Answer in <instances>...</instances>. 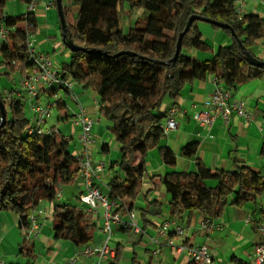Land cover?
I'll use <instances>...</instances> for the list:
<instances>
[{
    "label": "trees",
    "instance_id": "16d2710c",
    "mask_svg": "<svg viewBox=\"0 0 264 264\" xmlns=\"http://www.w3.org/2000/svg\"><path fill=\"white\" fill-rule=\"evenodd\" d=\"M7 1L0 0V22L8 28V37L0 41V65L5 68L0 76L10 79L13 72L30 66L24 22L36 30V20L33 12L5 15ZM18 1L28 4L32 0ZM61 1L66 23L61 40L64 45L71 42L84 50L70 51V61L62 65L60 73L84 91L95 92L98 114L110 122L108 130L119 146V170L102 192L124 203L117 211L125 216L133 210L141 192L147 153L158 147L163 136L165 100L177 101L186 84L209 76L220 79L230 91L264 77V65H254L248 57L264 61L252 53L254 44L264 37V17L245 13L240 18L234 0ZM124 4L148 14L144 28H139L136 21L123 31L119 9L123 10ZM72 7L78 8L75 14ZM192 15L227 24L222 28L209 23L226 33L230 42L218 46L211 58L190 57L185 50L211 52L202 39L199 20H194L182 37L177 59L172 61L178 35ZM121 51L133 54H118ZM0 98L6 112L5 124L0 128V212L18 214L19 225L24 228L29 213L45 201L51 205L54 239L69 240L77 246L91 244L96 231L93 213L55 199L59 187L73 185L78 178V163L69 151L70 138L55 127L50 134H29L33 117H27L22 96L7 99L0 91ZM64 102L56 108H64ZM196 150L197 144L187 143L180 152L189 158ZM158 152L164 164L175 167L176 155L169 147L161 146ZM211 176L217 178L213 187L206 184ZM161 183L169 196V218L199 212L203 217L218 219L228 205L255 203L264 192L263 177L247 165L237 163L234 170L212 171L199 159L194 171H168L161 176ZM231 195L234 198L229 201ZM162 213L161 203L152 200L139 209L136 221L144 232L150 226L148 216ZM121 227L131 231V227ZM21 253L29 259L10 264H36L31 248L23 245ZM123 255L124 246L118 244L114 257L106 262L121 264ZM233 262L250 264L239 259Z\"/></svg>",
    "mask_w": 264,
    "mask_h": 264
},
{
    "label": "crops",
    "instance_id": "0c3cea01",
    "mask_svg": "<svg viewBox=\"0 0 264 264\" xmlns=\"http://www.w3.org/2000/svg\"><path fill=\"white\" fill-rule=\"evenodd\" d=\"M45 4L46 2L43 1L37 3L33 12L36 20L35 34L37 36L47 30L49 22L54 17L51 9L49 7L47 9L45 8ZM24 5L26 7L21 8L20 3L15 0L14 10L17 14H9L4 10L5 15L16 16L26 13L27 4L24 3ZM123 6L126 15L124 14L123 17L122 29L126 32L135 24L139 16L143 14V10L137 9L134 12L135 9L130 8L128 4H124ZM77 9V7H72V13L75 14ZM132 13L135 14L131 17L130 15ZM245 13L258 14L264 17V3L261 0L248 1L245 5ZM199 30L203 41L211 48V52L185 50L184 53L190 57L201 60L211 58L218 46L230 42L229 36L226 33L222 30L213 29L207 22L206 24L199 25ZM48 37V35L45 36L46 40L43 42V45L39 42L37 49L39 52L48 53L52 56V53L58 47L55 43L49 47L48 44L50 43L47 42ZM44 45H46V49ZM252 53L257 58L264 59V37L254 44ZM213 77L209 76L203 81L195 80L192 83L186 84L181 90L177 101L166 99L162 104V110L165 114L169 106L174 103L177 105L178 110L175 114L177 127L162 136L157 148L148 151L145 160L146 172L142 177L141 192L134 203L133 210L138 213L139 209L144 208L147 202L157 200L162 205L163 213L161 216H148L147 219L150 226L143 233L139 234L134 233L132 230H123L121 226L113 225L111 244L115 247L118 244L124 246V255L121 264L191 263L185 251H173L166 245L164 237L159 238L162 244L160 253L153 254L156 245L151 243L150 237L156 235V226L165 219L176 221L186 230L187 235L184 239H180L177 236L173 237L174 243H185L188 246L206 244L210 254L219 260L220 264H235L233 259H239L249 263L254 244L259 241L264 244V238H261L257 231V221L262 218L264 212V192L255 203L248 202L243 206L228 205L220 218L213 219L219 227L210 233H204L200 230L199 222L203 218V215L199 212H185L180 217L169 218V196L161 183V176L171 170L194 171L196 169L197 159L212 171L234 170L237 163H243L253 171L258 172L264 180V77L248 81L238 86L235 90H231V99H241L244 102L245 111L249 116L248 119L233 114L227 123H224L221 119H216L212 126L203 127L194 120L193 112L201 109L203 103L209 99L215 88ZM78 87L75 83L74 92L80 106L90 116L91 114H97L99 108L97 94L91 91H84L80 87L81 92H77ZM89 93L93 96L89 97ZM42 96H40V99ZM193 105L196 108H193ZM68 116L66 109H61L59 110L57 121L63 122ZM32 117V115L29 116L30 119ZM96 121L98 122L100 119L98 118ZM94 124L92 126L94 142L90 145V150L94 154V162H99L101 161L98 155L100 149L96 144L98 141L96 137H103L104 132L101 124ZM75 127L77 128L78 135L79 126ZM76 138L70 142L69 146V151L72 155H77L80 149ZM187 143L197 144L196 154L189 158L182 156L180 152L181 148ZM161 146L169 147L175 153L176 160L174 168L167 166L161 161L158 152V148ZM101 150L105 152L109 151V141L108 143L102 144ZM116 161L111 162L109 167H112ZM103 163L104 169L99 174L98 179L95 180V184L103 192H106L107 184L114 176L115 171L113 170L112 174L107 173L106 169L108 166H106L107 164L104 160ZM104 177L108 181H105ZM206 184L212 187L215 186L217 184V178L211 176L206 180ZM64 188H70V194L68 193L67 199L75 198L77 200L79 194L84 190L83 180L78 176L73 185H68ZM233 198L234 196L231 195L229 201H232ZM63 199L64 196L62 194L61 200ZM37 206L46 208L47 214L39 217L41 228L38 237L28 244L23 245L31 248L33 251L37 246L46 250L47 257H50L46 261L42 260L43 263L40 264L63 263L77 254L83 245L77 246L65 239H54L50 215L51 205L45 201H40ZM248 216H251V222H246ZM93 218L96 223L95 239L89 245L100 244L104 238V234L101 231L103 209L98 208L93 214ZM9 223L17 225L23 233L19 225L18 214L5 211L0 212V247L5 239L4 237ZM75 264H97V262L95 257L78 255ZM100 264H107V262L103 261Z\"/></svg>",
    "mask_w": 264,
    "mask_h": 264
},
{
    "label": "built area",
    "instance_id": "2783aa9c",
    "mask_svg": "<svg viewBox=\"0 0 264 264\" xmlns=\"http://www.w3.org/2000/svg\"><path fill=\"white\" fill-rule=\"evenodd\" d=\"M39 0H32L27 4V13L34 12L35 6ZM250 0H234L235 11L241 18L245 14V5ZM264 3V0H261ZM50 2L45 4L47 9ZM26 37H27V52L26 58L30 66L20 68L18 72L21 74L20 89L18 91L11 90L7 93V99L14 96H20V93H25L31 100V111L33 113V124L28 129L29 134H50L52 127L45 126L46 120L52 115L53 109L59 103L64 102L62 96L57 91L60 89L72 100L78 101L74 92L75 82L70 77H63L60 72L55 71L51 55L48 53H37L34 46V33L32 24L24 22ZM8 37V28L0 22V41L6 40ZM20 67V66H19ZM215 88L212 91L208 100L203 103L201 109L193 112L194 120L203 127H210L216 119H221L227 123L233 114L239 117L248 119L249 116L245 111V104L241 99H231V91L227 89L220 79L213 77ZM47 94L53 101H39L40 96ZM66 107V102H64ZM193 108H196L193 105ZM178 108L174 103L166 110L165 120L162 123L163 135L177 127L175 114ZM73 124L79 126L77 142L79 144V153L75 155L78 163V176L83 180L84 190L78 196L81 203L85 204V209L88 212L95 213L98 208L103 209V224L101 231L104 238L97 245H83L77 254L67 259L62 264H75L78 255L85 257H95L97 264L114 257L115 246L111 244V236L113 225L131 227L134 233H143L140 225L136 221V212L134 210L127 211L124 217L117 211L119 207L124 205L120 200L110 199L101 188L96 186L95 180L104 169V163L94 162L90 154V145L94 142L92 135V126L95 120L85 111L83 107L74 111L71 115ZM62 197L61 187L56 192L55 199L60 200ZM47 214V209L41 206H36L27 217V224L23 230L24 239L26 242H31L38 237L41 223L40 216ZM246 222H251V216H248ZM218 224L213 219L203 217L199 222V228L204 233H210L218 228ZM257 231L261 238H264V212L262 218L257 221ZM186 230L176 221L165 219L156 229V235L150 237L151 243L156 245L153 254L160 253L161 242L160 237L165 238V243L175 252L185 251L190 261L194 264H220L219 260L215 259L209 252L206 244L188 246L185 243H174L173 237L177 236L180 239L186 237ZM250 264H264V244L256 242L253 246L250 255ZM0 264H5L0 259Z\"/></svg>",
    "mask_w": 264,
    "mask_h": 264
},
{
    "label": "rangeland",
    "instance_id": "374dc122",
    "mask_svg": "<svg viewBox=\"0 0 264 264\" xmlns=\"http://www.w3.org/2000/svg\"><path fill=\"white\" fill-rule=\"evenodd\" d=\"M14 1L15 0H8L6 5H5L4 10L6 12H8L9 14H11V13L17 14V12L14 10ZM42 1L46 2V3L50 2L49 9H51V11L53 12L54 17L49 22V26L47 27V30H45V32H43V34L37 36V34L34 33V36H33V39L35 41L34 46L37 49V46H39V42H41V44L43 45V42L46 40L45 36L48 35L49 37H48L47 42L50 43V44H48L49 47L52 46V44H54V43L58 47L57 49H55V52L52 53V56H51L54 69L57 72H61L62 65L64 63H67L70 61V50L63 44V42L61 40L62 30H61V25H60L59 14H58L55 3H53V0H46V1L39 0L38 3L42 2ZM17 2L20 3L21 8L26 7L24 5V3H22L18 0H17ZM63 2H64V0H63ZM136 10L137 9H135L134 12H136ZM124 12H125V10H124V6H123V10L119 9V16H120L122 25H123V17L125 14ZM133 14H135V13H132V15H130V16L131 17L134 16ZM147 19H148V14L146 12H143V14L141 16H139V18L137 19L138 27L144 28L146 23H147ZM201 24H206V22L199 21L198 25H201ZM44 47L46 49V45H44ZM36 51H37V53H40L38 51V49ZM4 71H5L4 66L0 65V73H2ZM20 79H21V74L18 71L13 72L11 74L10 79H8L5 75L0 76V91L3 93V95H6L9 91V89H11V88H13L14 91H18L20 89V84H19ZM80 88L79 87L77 88V92H81ZM57 93L60 96H62L63 99L65 100L66 107L62 108V110L66 109L69 116L67 119H64L63 122L62 121L58 122L57 117L59 114V110L57 108H54L52 115L46 120L45 126L47 128L52 127V126L55 127L56 129L60 130L61 134L65 135L66 137H69L70 141H74L76 138V135H77V128L73 124V119H72L71 115L74 111H77L80 108V103H78V101L72 100L68 95H66L60 89L57 91ZM20 94L22 96L21 99L23 101L24 111L27 114V117H29L30 115L33 116L32 111H31V100L29 99V97L24 92L20 93ZM88 96L90 97L93 95L91 93H89ZM48 101H53V99L51 97L47 96V94L43 95L40 99L41 103L48 102ZM63 112H65V111H63ZM91 117H92V119L95 120L94 125H97L98 123L101 124L102 130L104 132L103 137H100V136L96 137V139L98 140L96 144L98 145V148L100 149L98 155L100 156L99 159L101 160L97 163L103 162V160H104L105 163L107 164L106 166H108L106 169V172L109 174H112L113 170L114 171L119 170L116 163H114V165L112 167H109V164L111 162H113V161L117 160V158H119L120 153H119L118 143L115 140L113 133L108 130V126L110 125L109 121H107L103 116H100L98 113L97 114L96 113L91 114ZM98 118L100 119V121L97 122L96 120ZM108 141H109V151L108 152L102 151L101 150L102 144L108 143ZM90 154L92 156V160L94 161V154L92 153L91 150H90ZM104 180L108 181L106 179V177H104ZM64 187H65L64 185L61 186V193L64 196L62 203L75 204V205L79 206L80 208H82V207L84 208L85 204L81 203L78 199L76 200L75 198H70V197H69L70 199H67L68 193L70 194V188H64ZM39 221H40V218H39ZM7 228L8 229H7L6 235L4 237L5 239L3 241L2 246L0 247V259H2L5 264L25 263L26 260L29 259V257L24 256L21 253V247L23 246V244H28V242H26L24 239V234L22 233L20 228H18L17 225L9 223ZM33 255H34L33 259L35 260L36 264L43 263L42 260L46 261L50 257V256L47 257L46 250L41 249L40 246H37V248L33 251ZM54 264H62V262H56Z\"/></svg>",
    "mask_w": 264,
    "mask_h": 264
},
{
    "label": "water",
    "instance_id": "95a60500",
    "mask_svg": "<svg viewBox=\"0 0 264 264\" xmlns=\"http://www.w3.org/2000/svg\"><path fill=\"white\" fill-rule=\"evenodd\" d=\"M55 5L59 14V18H60V25H61V30H62V36H64V30H65V19H64V15H63V10H62V1L61 0H55ZM194 20H199V21H204L207 23H211V24H215L217 26H220L222 28H227L228 25L225 23H220V22H215V21H211L207 18H203L201 16H197V15H192L188 18V21L186 23V26L184 28V30L178 35L177 38V43H176V48H175V52L174 55L172 57V61L177 59V56L180 52V48H181V40L183 35L185 34V32L188 30L190 24L194 21ZM65 46L70 50V51H78V50H84L81 46L75 45L71 42H66ZM123 53H128V54H133L129 51H121L118 54H123ZM248 57L250 58L251 63H253L254 65L257 66H263L264 65V61L261 60H256L254 58H252L249 54ZM0 128H2L5 124V118H6V112H5V106L4 103L2 101V99L0 98Z\"/></svg>",
    "mask_w": 264,
    "mask_h": 264
}]
</instances>
